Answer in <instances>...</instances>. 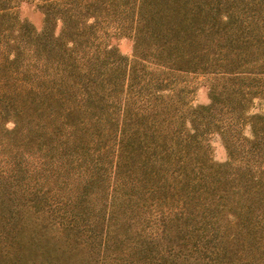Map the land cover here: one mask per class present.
Wrapping results in <instances>:
<instances>
[{"label": "trees", "instance_id": "16d2710c", "mask_svg": "<svg viewBox=\"0 0 264 264\" xmlns=\"http://www.w3.org/2000/svg\"><path fill=\"white\" fill-rule=\"evenodd\" d=\"M188 74L209 104L184 100ZM254 97L264 0H0V264H264Z\"/></svg>", "mask_w": 264, "mask_h": 264}, {"label": "rangeland", "instance_id": "374dc122", "mask_svg": "<svg viewBox=\"0 0 264 264\" xmlns=\"http://www.w3.org/2000/svg\"><path fill=\"white\" fill-rule=\"evenodd\" d=\"M15 16L19 21L29 23L34 30L38 31L42 28L43 14L31 4L21 3L15 9ZM60 23L56 22L54 33H58ZM103 41L111 48L115 49L121 56L130 58L132 53V41L124 36H111L104 38ZM186 80V86L189 91L184 97V100L190 106H199L209 104L208 86L213 82L208 76L200 74H188L183 78ZM264 112V100L254 97L247 105V115H257ZM7 128L12 127V122L6 123ZM237 133L240 136L250 137L249 123L244 121L236 126ZM209 145L210 157L215 163H224L227 161L226 150L223 142L217 133H212L206 138Z\"/></svg>", "mask_w": 264, "mask_h": 264}]
</instances>
